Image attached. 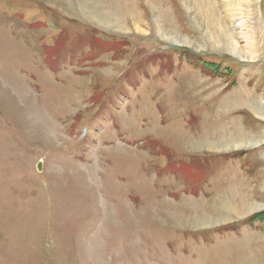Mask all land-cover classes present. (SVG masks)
<instances>
[{
    "label": "rangeland",
    "instance_id": "rangeland-1",
    "mask_svg": "<svg viewBox=\"0 0 264 264\" xmlns=\"http://www.w3.org/2000/svg\"><path fill=\"white\" fill-rule=\"evenodd\" d=\"M86 4L0 0V264H264V0Z\"/></svg>",
    "mask_w": 264,
    "mask_h": 264
},
{
    "label": "bare ground",
    "instance_id": "bare-ground-1",
    "mask_svg": "<svg viewBox=\"0 0 264 264\" xmlns=\"http://www.w3.org/2000/svg\"><path fill=\"white\" fill-rule=\"evenodd\" d=\"M87 3L86 5H83L84 6V8L86 9V10H88L90 7H92V5H89V0H81V3ZM105 7H106V5H105ZM104 5H97L96 7H94L95 8V10H97V11H91V10H88V14H87V11H83L82 13H84L83 15H85L86 17H91V18H95V19H98V21H100L101 22V24L102 23H104V20H105V16L107 15H105V16H101V17H99L98 15H99V13L101 12V10H99V9H102V10H104ZM124 10L126 11V12H128V8H126V6H125V8H124ZM123 12V11H122ZM121 12V13H122ZM123 14V13H122ZM111 16H114V18H116L117 19V17L119 16V14H118V12H117V14H113V15H111ZM107 18V17H106ZM101 19V20H100ZM157 19V18H156ZM157 22V25L159 24V22L158 21H156ZM115 26V27H114ZM113 27L114 28H117V29H120V28H122V26H121V24H119V23H117V24H115V25H113ZM158 29H159V27H158ZM221 37V36H220ZM164 38H166L167 39V41H169V42H177V40L175 39V37L174 38H172V37H169V36H165ZM222 38H219V40H221ZM244 59H246V58H244ZM247 60H248V58H247ZM242 103V102H241ZM254 109H255V112L256 113H258L259 114V116H262L263 118H264V108L262 109V108H260V107H257V109H256V107H254ZM237 135L239 136L238 138H235L236 140H230V141H227L226 142V140H224V145H225V147L227 148H225L227 151L228 150H231L230 148L232 147V148H234V149H237V148H243V147H247V146H250V145H252V146H254L255 144H254V142H252V143H250L251 141H252V139H250L251 137H249L248 135H245L244 133H240V132H237ZM247 137V138H246ZM254 144V145H253ZM216 147V146H215ZM217 148V147H216ZM253 205H251V206H248V207H246L245 209H243L244 211H248L249 209L250 210H255V209H253ZM242 210V211H243ZM252 211V212H253ZM241 212V211H240ZM251 212V213H252ZM208 223V222H207Z\"/></svg>",
    "mask_w": 264,
    "mask_h": 264
},
{
    "label": "water",
    "instance_id": "water-1",
    "mask_svg": "<svg viewBox=\"0 0 264 264\" xmlns=\"http://www.w3.org/2000/svg\"><path fill=\"white\" fill-rule=\"evenodd\" d=\"M38 169H39V171H41V166L40 165L38 166Z\"/></svg>",
    "mask_w": 264,
    "mask_h": 264
},
{
    "label": "crops",
    "instance_id": "crops-1",
    "mask_svg": "<svg viewBox=\"0 0 264 264\" xmlns=\"http://www.w3.org/2000/svg\"><path fill=\"white\" fill-rule=\"evenodd\" d=\"M256 119H257V118H256ZM229 137H230V136H229ZM229 137H228V138H229ZM228 138H227V139H228ZM227 139H225V140H227Z\"/></svg>",
    "mask_w": 264,
    "mask_h": 264
}]
</instances>
